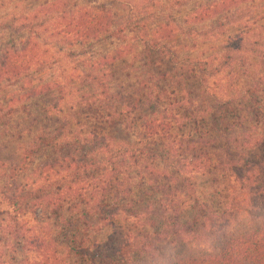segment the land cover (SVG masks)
<instances>
[{
    "label": "trees",
    "instance_id": "trees-1",
    "mask_svg": "<svg viewBox=\"0 0 264 264\" xmlns=\"http://www.w3.org/2000/svg\"><path fill=\"white\" fill-rule=\"evenodd\" d=\"M255 1L218 0L204 8L198 19L216 21L224 30L235 28L251 15L246 7ZM55 8H45L44 13H55ZM55 14L48 22L54 34L71 47L98 41L113 24L112 14L105 11ZM11 28L9 23L0 24V31ZM152 44L153 50H165L164 45ZM39 51L38 43L26 40L1 53L0 88L43 70ZM122 53L86 65L80 73L91 94L77 100L76 131L69 129L72 115L65 113L66 121L57 118L52 128L51 112L44 111L36 134L0 191V206H5L0 212V264H69L63 259L66 256L88 264H134L165 242L173 246L174 253L159 264H264V138L253 137L255 132L248 141L236 137L245 123H252V129L260 123L264 126V40L249 46L241 38L224 45L211 71L207 72L208 63H199L202 79L229 69L251 80L241 95L230 94L201 113L196 108L193 113L178 114V105L163 96L167 90L144 81L147 97L133 105L129 101L125 107L129 116L144 101L148 107L147 117L140 119L138 139L131 136L133 122L119 126L116 121L117 101L125 98L110 92L111 77L105 68ZM257 65L262 73L254 79L252 67ZM52 94L62 103L69 93L62 83H46L23 97L31 102ZM192 123L198 127L195 132L188 131ZM108 126L115 133L128 130L131 142L115 139ZM242 145L247 150L243 155L231 153ZM44 150L56 157L42 163L32 182L17 183ZM256 150L261 151L259 156L253 154ZM213 173L230 192L220 213L211 211L196 191L198 179ZM176 182L189 201L179 202ZM188 211L190 219L178 223ZM29 215L31 226L25 220ZM124 221L140 223L141 231L135 235L125 232ZM177 223L186 230L173 231L174 239L162 236ZM58 239L67 253L64 257Z\"/></svg>",
    "mask_w": 264,
    "mask_h": 264
},
{
    "label": "rangeland",
    "instance_id": "rangeland-1",
    "mask_svg": "<svg viewBox=\"0 0 264 264\" xmlns=\"http://www.w3.org/2000/svg\"><path fill=\"white\" fill-rule=\"evenodd\" d=\"M217 1L159 0L150 3L143 0H0V24L9 23L12 26L11 29L0 31V54L26 40H31L39 44V52L45 62L43 70L31 73L19 83L8 82L0 88V191L12 168L18 165L25 154L39 123L43 120L44 111L51 112L49 119L52 128L55 127L53 123L57 118L66 121L68 116H65V113L72 115L69 129L76 131L78 122L74 116L78 112L79 99L91 94L79 75L86 71V65L99 62L104 57L112 58L116 53L123 52L121 58L112 66L106 65L105 68L111 77L108 82L110 92L125 98L124 102L121 99L117 101L119 112L116 121L119 122V126L133 122L134 130L130 132L136 139L141 132L140 119L147 117L148 107L144 101L139 104L134 115L132 112L130 116L125 107L129 105V101L133 105L140 98L144 100L147 97V90L142 86L144 81L146 85H156L167 90V94L163 96L174 105H178L175 111L180 115H186L187 111L193 113L196 108L201 113L208 106L223 102L222 99H226L230 94L241 95L251 84V80L244 75L224 69L217 77L205 75L202 79L197 70L201 62L208 63L207 72L214 69L220 61L224 45L228 43L234 44L242 38L245 45L250 46L252 41L264 40V0L249 3L246 9H250L251 15L236 24L235 28L225 27V30L219 27L216 21L201 22L198 19L204 8ZM53 5L56 12L64 10L71 13L90 9L111 13L110 20L113 22L111 30L98 41H90L87 46L71 47L54 34L55 31L48 22V18L52 14L56 15V12L45 10L44 13L45 8ZM195 11H198L197 18L194 15ZM162 29L165 30L160 35ZM152 43L164 45L165 50H153ZM252 70L254 79L262 73L258 65L253 66ZM230 72L235 74L234 77L227 75ZM46 83H62L69 93L67 100L60 103L57 100L59 96L53 94L31 102L27 101V96L23 97L30 90ZM171 92H175V96ZM19 97H23L21 101H18ZM60 109L62 112L59 113ZM253 120L254 118L252 122ZM251 125L252 123H245V129L237 131L238 140L248 141L254 132L256 135L253 137L259 134L264 138L263 123L254 129ZM108 128L112 130L115 139L131 142L127 137L130 135L128 130L115 133L114 128L110 126ZM197 128V125L192 123L188 131L195 132ZM133 137L132 142L135 141ZM246 151L242 145L238 151L231 153L239 156ZM253 154L259 156L261 151H253ZM55 157L49 150L42 151L30 169L19 177L17 183L23 185L32 182L42 163ZM217 179L216 173L199 178L196 191L200 200L206 203L211 211L220 213L228 204L230 192L227 191L226 183ZM175 184L174 189L177 191L179 202L189 201L180 183ZM4 209V205L0 206L1 213ZM189 214L188 211L186 217L178 220V223L184 224L189 220ZM25 220L29 222V226L32 225L31 215ZM178 223L174 230L170 232L164 230L162 236L172 239L173 231L177 229L185 231L186 228ZM140 225L134 221L123 222L125 232L133 235L141 231ZM152 231L148 230L149 233ZM57 242L60 254L64 257L67 254L64 246L59 239ZM173 253L174 248L168 242L158 243L157 251L154 249L149 255L140 257L134 264H159ZM63 259L69 264H88L68 256Z\"/></svg>",
    "mask_w": 264,
    "mask_h": 264
}]
</instances>
